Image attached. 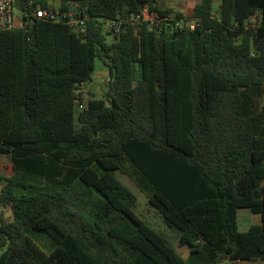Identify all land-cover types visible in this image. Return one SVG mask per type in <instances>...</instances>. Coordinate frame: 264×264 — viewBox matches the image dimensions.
I'll list each match as a JSON object with an SVG mask.
<instances>
[{
    "label": "trees",
    "instance_id": "1",
    "mask_svg": "<svg viewBox=\"0 0 264 264\" xmlns=\"http://www.w3.org/2000/svg\"><path fill=\"white\" fill-rule=\"evenodd\" d=\"M29 1L14 2L26 23L0 31V168L12 172L0 171L11 212L0 213V264L264 261V0H197L193 30L114 36L108 20L181 14L159 0H59L60 13L86 18L83 37L31 18ZM96 61L107 91L84 99ZM116 173L166 231L135 213ZM241 209L260 217L244 232ZM33 234L51 240L49 253Z\"/></svg>",
    "mask_w": 264,
    "mask_h": 264
},
{
    "label": "built area",
    "instance_id": "2",
    "mask_svg": "<svg viewBox=\"0 0 264 264\" xmlns=\"http://www.w3.org/2000/svg\"><path fill=\"white\" fill-rule=\"evenodd\" d=\"M15 0H0V31H9L18 28L26 22L21 19L23 12L14 6ZM40 0H30L27 3L29 16L34 19H41L52 23H63L68 25L78 37H83L86 33V18L75 17L73 13H60L59 0H46L47 5L44 7L39 4ZM259 13L248 19V25L254 27L258 24ZM139 25H145L149 29L160 32L162 29H189L195 28L196 22L192 16L181 14L177 18L170 13L159 16L155 12L144 9L139 13L132 14L127 18H116L106 21V29L112 35H118L125 29L135 28ZM82 105L78 106L81 109Z\"/></svg>",
    "mask_w": 264,
    "mask_h": 264
},
{
    "label": "rangeland",
    "instance_id": "3",
    "mask_svg": "<svg viewBox=\"0 0 264 264\" xmlns=\"http://www.w3.org/2000/svg\"><path fill=\"white\" fill-rule=\"evenodd\" d=\"M196 0H159V6L164 8H169L175 11L180 7V14L190 16L192 12V8ZM220 1L214 0V8L217 9L219 6ZM112 36H107V41L111 42ZM108 79L107 68L100 62L96 61L94 71L91 74V81L79 86L77 91L78 94H81L84 99L89 98H97L102 99L105 97V93L107 91L106 83ZM0 171L4 175H11V165L7 160H4L1 164ZM117 178L120 182H122L135 196L137 197V203L135 206V213L143 219L146 223L150 226L166 231L165 226L163 225L161 218L157 211L149 205L146 196L141 193L137 187L124 175L116 173ZM3 212V216L5 218L11 217V212L8 209L0 208V213ZM260 221L259 215L252 214L247 209L238 210L237 213V226L240 232L246 231L249 226L253 224H257ZM168 234L172 238L173 246L176 248L178 254L183 257L184 259L187 258L189 253V248L187 246H179L177 235L175 233ZM34 241L37 245L46 253H49L52 249V242L51 240L44 236V235H32ZM1 254V251H0ZM220 264H231L228 260H223ZM242 264V263H239ZM246 264H264L262 260H256L247 262Z\"/></svg>",
    "mask_w": 264,
    "mask_h": 264
},
{
    "label": "crops",
    "instance_id": "4",
    "mask_svg": "<svg viewBox=\"0 0 264 264\" xmlns=\"http://www.w3.org/2000/svg\"><path fill=\"white\" fill-rule=\"evenodd\" d=\"M196 2H197V0H196ZM196 4V3H195ZM194 4V5H195ZM167 8V7H166ZM167 9H169V8H167ZM170 10H172V9H170ZM192 10H193V8H192ZM173 12H177V13H180V7H178V9H175V11L174 10H172ZM182 14V13H181ZM192 15V12H191V14H190V16ZM240 263H242V264H246L247 262H240ZM239 264V263H238Z\"/></svg>",
    "mask_w": 264,
    "mask_h": 264
}]
</instances>
